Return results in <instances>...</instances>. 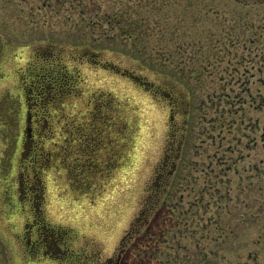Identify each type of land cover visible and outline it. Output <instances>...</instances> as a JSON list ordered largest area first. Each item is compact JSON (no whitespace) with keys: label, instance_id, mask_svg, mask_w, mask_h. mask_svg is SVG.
Here are the masks:
<instances>
[{"label":"rangeland","instance_id":"1","mask_svg":"<svg viewBox=\"0 0 264 264\" xmlns=\"http://www.w3.org/2000/svg\"><path fill=\"white\" fill-rule=\"evenodd\" d=\"M0 264H264V0H0Z\"/></svg>","mask_w":264,"mask_h":264},{"label":"trees","instance_id":"2","mask_svg":"<svg viewBox=\"0 0 264 264\" xmlns=\"http://www.w3.org/2000/svg\"><path fill=\"white\" fill-rule=\"evenodd\" d=\"M121 17V16H120ZM122 19L119 20L117 19V16H114L113 20L115 21V23H118L119 26L124 24L126 21L125 17L122 15L121 17ZM128 22V21H127ZM129 25V28L125 31V33H123V35L128 38L129 40H132V41H136L137 38L135 37L136 33L138 32L137 28H135V26L133 27L132 25L133 24H128ZM125 26V25H124Z\"/></svg>","mask_w":264,"mask_h":264},{"label":"flooded vegetation","instance_id":"3","mask_svg":"<svg viewBox=\"0 0 264 264\" xmlns=\"http://www.w3.org/2000/svg\"><path fill=\"white\" fill-rule=\"evenodd\" d=\"M246 5V4H245Z\"/></svg>","mask_w":264,"mask_h":264}]
</instances>
